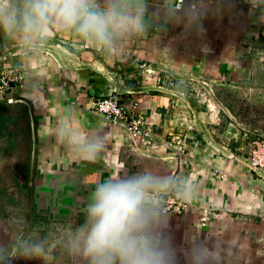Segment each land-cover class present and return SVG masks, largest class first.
I'll return each instance as SVG.
<instances>
[{
	"label": "crops",
	"instance_id": "1",
	"mask_svg": "<svg viewBox=\"0 0 264 264\" xmlns=\"http://www.w3.org/2000/svg\"><path fill=\"white\" fill-rule=\"evenodd\" d=\"M179 1L176 7L188 4ZM171 2L149 0V11L163 19ZM257 3L193 0L207 11L202 31L169 25L158 39L150 34L130 42L119 59L66 32H54L39 54L22 56L0 33V50L7 48L0 68L17 66L26 75L12 94L15 103L0 97V222L6 224L0 246L23 228L29 240L47 238L52 264H76L64 242L83 221L92 186L110 174L148 168L187 177L196 187L192 203L178 201L170 212L178 248L189 238L209 237L221 242L223 264L257 258L264 248V179L250 171L247 158L254 141L264 138V83H230L231 74L263 55L258 36L242 46L264 19L253 10ZM113 94L129 109L138 103L149 123L146 137L132 140L123 125L93 109ZM62 128L100 130L106 151L92 162L76 158L57 138ZM15 264L43 262L21 258Z\"/></svg>",
	"mask_w": 264,
	"mask_h": 264
},
{
	"label": "clouds",
	"instance_id": "2",
	"mask_svg": "<svg viewBox=\"0 0 264 264\" xmlns=\"http://www.w3.org/2000/svg\"><path fill=\"white\" fill-rule=\"evenodd\" d=\"M176 2L161 19L149 11V0H0V33L16 42L22 56L39 54L54 32H66L119 59L130 42L150 34L158 39L169 25L202 31L207 11L194 7L193 0L180 7ZM57 138L82 161H95L106 151L100 130L83 134L62 128ZM169 198L192 203L196 187L187 177L148 168L108 175L92 186L83 221L65 239L66 254L76 264H181V257L184 264H223L219 240L189 238L187 247L176 246L169 231ZM5 226L0 222V230ZM21 258L52 264L47 238L29 240L21 228L8 246H0V264Z\"/></svg>",
	"mask_w": 264,
	"mask_h": 264
},
{
	"label": "built area",
	"instance_id": "3",
	"mask_svg": "<svg viewBox=\"0 0 264 264\" xmlns=\"http://www.w3.org/2000/svg\"><path fill=\"white\" fill-rule=\"evenodd\" d=\"M182 3L183 0H180L179 5ZM25 81L26 75L19 67L4 65L0 70V97L6 98L8 104L15 103L12 94L16 88L22 87ZM93 109L114 125H123L132 140L142 139L148 134L146 129L149 123L138 111V103H134L129 109L121 103L118 94H113L106 99L95 101ZM247 165L251 172L264 179V138L254 141L247 158ZM180 205L181 203L176 199H170L167 206L171 212Z\"/></svg>",
	"mask_w": 264,
	"mask_h": 264
},
{
	"label": "rangeland",
	"instance_id": "4",
	"mask_svg": "<svg viewBox=\"0 0 264 264\" xmlns=\"http://www.w3.org/2000/svg\"><path fill=\"white\" fill-rule=\"evenodd\" d=\"M253 1L258 2L257 7L254 8L253 10L256 11L259 16H263L262 18H264V0H253ZM254 35L260 37L258 42H259L260 53H262L263 55L261 57H258L257 59H255L256 63L254 62L252 67L243 68L241 70V73L239 72L240 74L239 73L231 74L230 75V80H231L230 83H264V70H263L264 67L261 66V68H260V70L263 72H259L258 76L256 74L257 73L256 71L258 70L257 69L258 62L260 63V59H262L264 61V19L259 21L257 25H253L250 28V31L248 32V38L243 39V45L242 46L245 48H248L245 46L246 44H244V43H249L251 41V38ZM5 52H7L6 46H3V48L1 47L0 58L3 57V54ZM261 64L264 65L263 62ZM3 66L4 65H2V67ZM2 67L0 69H2ZM250 69L252 70V72H250ZM228 72L233 73L232 70H229ZM240 107H241V105H240ZM249 107L250 106H248L246 108V107H244V104H242V110H246V113H243V114H247V112H248V114L250 113V111L247 110V109H249ZM261 179H263V178H261ZM263 190L264 189L261 190V195L264 198ZM244 252L245 251H243V253ZM251 258H252V260H251L250 264H264V248H262L261 251L258 252V256H257L258 260L255 256H252ZM255 259L257 262L254 261Z\"/></svg>",
	"mask_w": 264,
	"mask_h": 264
}]
</instances>
